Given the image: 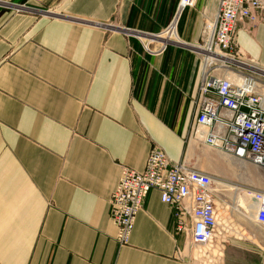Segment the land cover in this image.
Here are the masks:
<instances>
[{
  "label": "crops",
  "instance_id": "0c3cea01",
  "mask_svg": "<svg viewBox=\"0 0 264 264\" xmlns=\"http://www.w3.org/2000/svg\"><path fill=\"white\" fill-rule=\"evenodd\" d=\"M179 1L0 0V264H196L157 191L126 246L108 217L121 169L142 172L153 146L172 162L195 156L200 62L173 45L144 54L139 41ZM218 2L185 8L179 39L198 42ZM237 43L264 62L262 25ZM240 231L215 264L264 263V246Z\"/></svg>",
  "mask_w": 264,
  "mask_h": 264
},
{
  "label": "built area",
  "instance_id": "2783aa9c",
  "mask_svg": "<svg viewBox=\"0 0 264 264\" xmlns=\"http://www.w3.org/2000/svg\"><path fill=\"white\" fill-rule=\"evenodd\" d=\"M193 5L194 0H180L165 29L139 38L143 51L161 57L169 45L185 47L200 62L187 148L194 142L196 147L209 148L264 173V65L237 43L239 31L250 34L258 25L264 27V0H219L214 22L204 26L198 42L186 44L177 35V23L182 11ZM151 190L171 208L176 233L188 239L198 257L214 263L227 243L237 239L235 212L225 198L227 187L216 185L212 176L186 158L172 162L153 146L142 172L121 169L108 200V217L117 230L118 245L129 243L136 216ZM243 194L249 204L257 205L254 225L264 228V190ZM206 247L212 250L206 252ZM191 257L190 261L197 262Z\"/></svg>",
  "mask_w": 264,
  "mask_h": 264
},
{
  "label": "rangeland",
  "instance_id": "374dc122",
  "mask_svg": "<svg viewBox=\"0 0 264 264\" xmlns=\"http://www.w3.org/2000/svg\"><path fill=\"white\" fill-rule=\"evenodd\" d=\"M253 30L254 29H251V33L253 32ZM144 54L147 53L144 52ZM255 60L259 62L261 65H264V62L261 63L257 59ZM194 146L196 145L194 144ZM218 154L220 153L211 150L209 148L197 147L195 153L193 154L195 156L192 157L191 162L195 164L196 168L212 176L215 184L217 185L220 184L227 187L225 198L226 201L228 202V205L231 208V206H233V202H235L238 211L241 213V215L236 213V211L234 213V221L237 224L239 230H242V232L245 233V235L247 234L252 238L258 240L260 243L259 245L263 247L264 228L256 226L253 223L257 205L252 203L249 204L248 196L247 194H243V192L246 193L247 191L250 190H264V180H262L264 179V173L261 170L249 164H243V166H238V165L236 166L235 161L228 159L225 156L223 157V155L220 156L221 154L220 155ZM237 198L238 200L239 199L240 200L236 203ZM242 214L244 215L246 214V217L243 218ZM246 236L242 238H246ZM237 238L239 239L240 237L237 236ZM239 242L247 246L251 244L245 240H241ZM242 248L247 249L246 247H242ZM193 250H194L193 248L188 247L186 253H188V256H190L191 254L192 257L195 258V256H193L194 253ZM207 250H212V249L210 247H206L205 251L207 252ZM232 252L238 257L243 255V252L238 249H234ZM203 263L209 264L207 261L199 264H203ZM196 264H198V259Z\"/></svg>",
  "mask_w": 264,
  "mask_h": 264
},
{
  "label": "bare ground",
  "instance_id": "6f19581e",
  "mask_svg": "<svg viewBox=\"0 0 264 264\" xmlns=\"http://www.w3.org/2000/svg\"><path fill=\"white\" fill-rule=\"evenodd\" d=\"M210 26V25H209ZM194 143H192L191 145H193ZM196 150V149H195ZM187 157V156H186ZM229 162V161H228ZM236 163V162H235ZM238 166H243V164L242 163H236ZM229 165V164H228ZM263 178V177H262ZM262 180H264V179H262ZM217 185V184H216ZM235 197V196H234ZM239 198V197H238ZM238 198H237V201H236V203L240 200H238ZM239 204V203H238ZM232 208V210H234V212L235 211H237L238 212V208L236 207V205H235V202H233V206H231ZM238 230V231H237ZM240 230L238 229V228H236V237L237 236H239L240 237V232H239ZM221 255L222 254H219V255H217L218 257H221ZM193 256H195V259L197 260L198 258H200V263H202V262H205V261H207L209 264L211 263V261H208L207 259H203V258H201V257H198L199 255H198V252H195V253H193ZM199 260V259H198ZM217 262V261H216ZM215 263V262H214ZM204 264V263H203ZM211 264H213V263H211ZM218 264V263H217Z\"/></svg>",
  "mask_w": 264,
  "mask_h": 264
},
{
  "label": "water",
  "instance_id": "95a60500",
  "mask_svg": "<svg viewBox=\"0 0 264 264\" xmlns=\"http://www.w3.org/2000/svg\"><path fill=\"white\" fill-rule=\"evenodd\" d=\"M186 263H187V261H186Z\"/></svg>",
  "mask_w": 264,
  "mask_h": 264
}]
</instances>
